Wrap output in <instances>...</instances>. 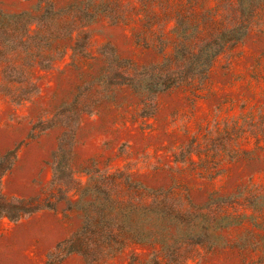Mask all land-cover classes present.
I'll return each instance as SVG.
<instances>
[{"label":"rangeland","instance_id":"rangeland-1","mask_svg":"<svg viewBox=\"0 0 264 264\" xmlns=\"http://www.w3.org/2000/svg\"><path fill=\"white\" fill-rule=\"evenodd\" d=\"M10 153L0 264H264V0H0Z\"/></svg>","mask_w":264,"mask_h":264},{"label":"trees","instance_id":"trees-1","mask_svg":"<svg viewBox=\"0 0 264 264\" xmlns=\"http://www.w3.org/2000/svg\"><path fill=\"white\" fill-rule=\"evenodd\" d=\"M217 55L218 53L215 52L209 55L207 68L210 67L212 61L217 57ZM205 71L207 72V69ZM66 155H68V153H62L61 156V159L65 163L61 172L62 174L65 173V171L69 172ZM11 158L14 159L15 154L10 153L0 159V219L7 218L11 222H17L20 219L31 216L39 211L54 210L55 204L51 202L47 206H43L42 208L27 210L28 208H26L22 202L10 204L6 201L1 193V186L4 176L11 169L12 165L10 164L7 169L2 170V168H4L5 162L9 161ZM114 227L115 226H84V228L79 233H76L70 239L64 241L60 246H58L57 253H55L54 256L62 257L74 253L89 256L94 248H99L97 251L102 253V245H104L106 242L115 240V234H113Z\"/></svg>","mask_w":264,"mask_h":264}]
</instances>
